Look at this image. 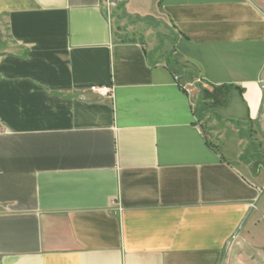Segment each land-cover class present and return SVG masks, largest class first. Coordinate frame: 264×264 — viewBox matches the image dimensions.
I'll use <instances>...</instances> for the list:
<instances>
[{
	"label": "crops",
	"instance_id": "obj_1",
	"mask_svg": "<svg viewBox=\"0 0 264 264\" xmlns=\"http://www.w3.org/2000/svg\"><path fill=\"white\" fill-rule=\"evenodd\" d=\"M116 1L0 0V264L263 260L264 11Z\"/></svg>",
	"mask_w": 264,
	"mask_h": 264
},
{
	"label": "rangeland",
	"instance_id": "obj_2",
	"mask_svg": "<svg viewBox=\"0 0 264 264\" xmlns=\"http://www.w3.org/2000/svg\"><path fill=\"white\" fill-rule=\"evenodd\" d=\"M254 2L257 3V5H259L261 7V9L264 11V0H253ZM104 9H105V12L108 16H111V18H113V20L115 19L117 21L118 18H120V5H119V2H117L116 0H105V3H104ZM118 13V14H117ZM117 18V19H116ZM129 22V21H128ZM129 24V23H128ZM125 29V28H124ZM147 29H149L151 31V37H152V41L153 43L155 44V50H160V44L163 42V38L164 37V34H165V31L163 30L161 32V30H159L158 27H155L154 25L152 24H149L147 26ZM117 37L120 41H123V40H129L130 38V34L127 33V32H121V26H119V33H117ZM8 36L6 34V31H5V27L1 24L0 22V54L3 53L5 50H7L8 48ZM161 52V51H160ZM162 58H166L167 54H160ZM263 86H264V72H263ZM196 84L199 85V89L201 88V91L199 93V96L195 97V93L196 92H199L198 89L197 90H194L195 92H193L194 94V98H195V107L197 108L198 105H203V103L201 102V99H206L207 101H209L208 103H211L213 102V93L212 92H207V91H204L203 92V88H202V84L198 81L195 82ZM194 87V84L193 82L189 85V87H187V89H191ZM205 93V94H204ZM263 113H264V109H263ZM243 132H241V135L246 139H249V141L252 140V138H255L257 139V141L259 142L260 139H261V142L260 143V146H261V143H264L263 141V137H261V134L259 133L260 131L258 130V128H256L255 130H252V129H244L242 130ZM210 138H212L213 142L216 141V138H218V136H211ZM231 142V141H230ZM232 145H234V143L231 142ZM230 144V145H231ZM234 147V146H232ZM257 149H261L260 147L256 146ZM264 149V148H262ZM261 151V150H260ZM256 165V168H260V167H263L264 166V157L262 158L260 155H258V158H257V161H256V164H254V167ZM253 167V168H254ZM239 256L242 257V254H240ZM232 264H247V263H242V262H239L238 260H236V262H233ZM251 264H264V259L261 260H256V259H253L252 263Z\"/></svg>",
	"mask_w": 264,
	"mask_h": 264
},
{
	"label": "built area",
	"instance_id": "obj_3",
	"mask_svg": "<svg viewBox=\"0 0 264 264\" xmlns=\"http://www.w3.org/2000/svg\"><path fill=\"white\" fill-rule=\"evenodd\" d=\"M177 79L178 77L175 76V80ZM91 91L96 93L99 96H106V95H110L111 88L110 87H96V88H92Z\"/></svg>",
	"mask_w": 264,
	"mask_h": 264
},
{
	"label": "trees",
	"instance_id": "obj_4",
	"mask_svg": "<svg viewBox=\"0 0 264 264\" xmlns=\"http://www.w3.org/2000/svg\"><path fill=\"white\" fill-rule=\"evenodd\" d=\"M226 102V97H222V99L221 100H219V101H217L216 103H218V104H224Z\"/></svg>",
	"mask_w": 264,
	"mask_h": 264
}]
</instances>
